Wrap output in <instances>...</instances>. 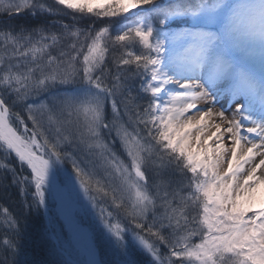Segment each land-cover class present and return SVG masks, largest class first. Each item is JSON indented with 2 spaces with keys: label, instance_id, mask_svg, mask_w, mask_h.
Returning <instances> with one entry per match:
<instances>
[{
  "label": "snow or ice",
  "instance_id": "obj_1",
  "mask_svg": "<svg viewBox=\"0 0 264 264\" xmlns=\"http://www.w3.org/2000/svg\"><path fill=\"white\" fill-rule=\"evenodd\" d=\"M9 178L0 264H264V0H0Z\"/></svg>",
  "mask_w": 264,
  "mask_h": 264
},
{
  "label": "trees",
  "instance_id": "obj_2",
  "mask_svg": "<svg viewBox=\"0 0 264 264\" xmlns=\"http://www.w3.org/2000/svg\"><path fill=\"white\" fill-rule=\"evenodd\" d=\"M40 20L28 15H21L15 18L12 23L18 25H34ZM14 162V161H13ZM5 184H10L8 180L0 181V204L9 206L13 211L21 210L22 198L15 187L5 188ZM24 246L27 258L36 264H51L56 259L50 252V242L46 231L44 216H29L24 235Z\"/></svg>",
  "mask_w": 264,
  "mask_h": 264
},
{
  "label": "rangeland",
  "instance_id": "obj_3",
  "mask_svg": "<svg viewBox=\"0 0 264 264\" xmlns=\"http://www.w3.org/2000/svg\"><path fill=\"white\" fill-rule=\"evenodd\" d=\"M44 216V222L46 229L49 227H55V230L57 232L62 233L63 236L68 237L70 235V228L68 226V220L65 219V215L61 214L60 212H57L56 215L52 218L51 224L49 221V218L46 215ZM92 223V220L90 217H84L83 218V227L88 228ZM102 259H110L111 257L107 255L104 251V246L101 244V257Z\"/></svg>",
  "mask_w": 264,
  "mask_h": 264
},
{
  "label": "bare ground",
  "instance_id": "obj_4",
  "mask_svg": "<svg viewBox=\"0 0 264 264\" xmlns=\"http://www.w3.org/2000/svg\"><path fill=\"white\" fill-rule=\"evenodd\" d=\"M69 211H70L69 209H66V210H65L66 213L69 212Z\"/></svg>",
  "mask_w": 264,
  "mask_h": 264
},
{
  "label": "water",
  "instance_id": "obj_5",
  "mask_svg": "<svg viewBox=\"0 0 264 264\" xmlns=\"http://www.w3.org/2000/svg\"><path fill=\"white\" fill-rule=\"evenodd\" d=\"M69 227H70V229H71V225H70V223H69ZM72 230V229H71Z\"/></svg>",
  "mask_w": 264,
  "mask_h": 264
}]
</instances>
